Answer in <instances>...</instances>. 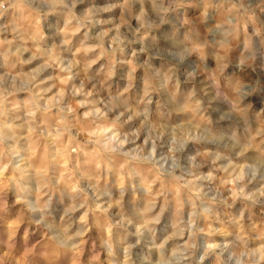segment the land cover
Segmentation results:
<instances>
[{
  "label": "clouds",
  "instance_id": "clouds-1",
  "mask_svg": "<svg viewBox=\"0 0 264 264\" xmlns=\"http://www.w3.org/2000/svg\"><path fill=\"white\" fill-rule=\"evenodd\" d=\"M0 264H264V0H0Z\"/></svg>",
  "mask_w": 264,
  "mask_h": 264
}]
</instances>
